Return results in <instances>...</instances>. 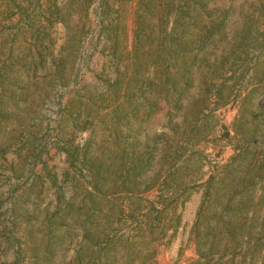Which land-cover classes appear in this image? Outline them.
<instances>
[{
  "label": "rangeland",
  "instance_id": "rangeland-1",
  "mask_svg": "<svg viewBox=\"0 0 264 264\" xmlns=\"http://www.w3.org/2000/svg\"><path fill=\"white\" fill-rule=\"evenodd\" d=\"M86 1L0 0V67L7 63L8 77H32L25 93L18 89L22 94L18 96L17 91L16 107L8 100L7 110H13V114L1 120L0 264L41 263L39 246L43 244L44 226L56 208L57 197H72L74 209L84 199L86 188H90L88 171L78 161L70 164L72 154L80 157L88 149V157L102 158L105 165L116 158L120 152L114 144L116 121L121 134L136 151L145 148L153 153L141 185L151 187L133 195L117 193L116 200L135 201L147 210L151 202L159 209L162 202L175 197L170 207L174 206L179 214V224L159 242L156 263L188 264L196 257L189 229L202 200L205 181L223 168L238 144L232 123L244 90L231 87V81H227L221 91L223 97L216 104L213 94L219 81L214 73L201 67L193 71L191 84L177 108H173L170 96L164 98V94L151 91L150 113H145L147 103L143 101L135 117L120 115L115 109L113 87L108 85L130 73L128 52L136 0H111L116 10L112 15L117 16L115 22L119 27L117 55L121 56L118 70L122 75L116 73L109 41L101 31L109 17L102 23L98 22L99 11H89L87 17L81 10ZM56 3L67 6V11L49 24L46 18ZM262 7L264 0H212L209 5L214 14L228 10L229 37L243 22L258 29L259 37L264 30ZM44 31L50 44L43 37ZM221 49V43L209 48L210 58L213 51L219 54ZM37 51L47 53L46 61L38 64L36 70L29 69L28 62L37 58ZM65 56L64 78L60 79L53 73L51 59ZM257 56L258 50L250 49L243 67H252ZM85 91L86 95H82ZM203 95L209 98L208 109H203L204 104L199 102ZM118 103H122V98ZM124 107L126 111L131 109L129 103H124ZM203 123L204 136L197 131ZM186 136L193 139L186 143ZM199 137L202 138L198 140ZM168 214L169 209L161 213V218ZM130 229L118 226L112 233L117 237ZM71 240L70 230L56 247L50 264H71Z\"/></svg>",
  "mask_w": 264,
  "mask_h": 264
},
{
  "label": "trees",
  "instance_id": "trees-1",
  "mask_svg": "<svg viewBox=\"0 0 264 264\" xmlns=\"http://www.w3.org/2000/svg\"><path fill=\"white\" fill-rule=\"evenodd\" d=\"M211 2L136 0L128 52L130 73L124 79L115 78L108 87H113L118 113L134 117L143 101L147 103L145 113H150L148 92L151 91L164 94V98L170 96L173 108H177L191 84L193 71L201 67L214 73L215 80L219 81L213 94L216 104L223 97L221 91L227 81H231V87L244 90L232 123L238 144L223 168L205 181L202 200L189 229L196 257L188 264H264V30L258 37V29L243 22L229 37L228 10L214 14L209 8ZM29 4L28 1V7ZM81 10L87 17L89 11L94 14L99 11V23L109 17L101 31L109 41L116 73L122 75L118 70L121 56L117 55L119 27L115 22L117 16L112 15L116 10L111 0H87ZM66 11L67 6L56 3L46 19L50 24ZM261 13L264 16V7ZM43 37L49 41L46 31ZM217 43H221L222 49L219 54L213 51L210 58L208 49L217 47ZM250 49L258 50V56L252 67H243ZM46 55L37 51V58H30L28 68L36 70L38 64L46 61ZM66 61L67 56L51 59L53 73L60 79L64 78ZM7 73L9 68L5 63L0 67V130L3 129L1 120L13 114V110H7L8 100L16 107L18 89L25 93L32 79L29 75L8 77ZM21 94L18 91V96ZM119 98H122L121 104ZM206 99L209 98L203 95L199 100L204 104L203 109H208ZM124 103L131 106L129 111ZM198 112L200 109L195 110ZM200 127L197 131L204 136L205 123ZM113 131L117 140L114 144L120 152L108 164L102 158L88 157V149L80 157L72 154L70 164L78 161L83 165L88 171L90 188H86L84 199L74 209L72 197H57L56 208L44 226L43 244L39 246L42 247L40 264H50L56 247L70 230L74 242L71 264H157L159 242L166 238L168 231L178 227L179 214L174 206L170 207L175 197L162 202L159 209L151 202L147 210L135 201L116 200L117 193L133 195L151 187L141 185L153 153L145 148L136 151L121 134L118 121ZM192 139L186 136L184 142ZM61 205L64 206L61 208ZM167 209L169 214L162 219L161 213ZM118 226L131 229L116 237L112 232Z\"/></svg>",
  "mask_w": 264,
  "mask_h": 264
}]
</instances>
